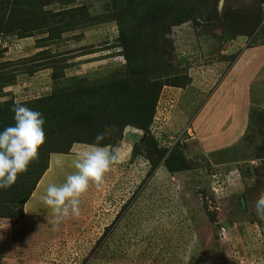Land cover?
<instances>
[{"label": "rangeland", "instance_id": "1", "mask_svg": "<svg viewBox=\"0 0 264 264\" xmlns=\"http://www.w3.org/2000/svg\"><path fill=\"white\" fill-rule=\"evenodd\" d=\"M165 1L171 12H159L154 23L146 20L154 10L136 13L133 0H54L42 8L49 24L22 40L1 37L0 130L13 124L10 109L22 103L43 115L45 142L15 183L0 189V264H264V219L254 209L264 192V0ZM176 6L184 16H176ZM122 37L131 44L121 45ZM7 62L35 72L18 82ZM238 74L247 78L238 83L248 122L227 144L217 133L243 117L241 105L229 103ZM105 82L120 83L136 102L126 106L134 123L121 122L112 132L119 139L107 146L116 163L81 195L78 216L29 219L25 200L49 153L65 151L68 138L51 125L54 111L47 108L59 105L50 106L48 97L64 101L76 84L82 97L91 98L86 90L95 86L107 94ZM154 98L153 110L144 106ZM40 99H47L44 106ZM83 109L75 112L81 123L70 124L73 136L97 128ZM75 145L68 154L75 156ZM65 155L48 184L73 171L74 157Z\"/></svg>", "mask_w": 264, "mask_h": 264}, {"label": "trees", "instance_id": "2", "mask_svg": "<svg viewBox=\"0 0 264 264\" xmlns=\"http://www.w3.org/2000/svg\"><path fill=\"white\" fill-rule=\"evenodd\" d=\"M16 1H18V4H19L18 6L16 4ZM51 1H54V0H15L14 7H13L14 0L11 4V7L8 6L9 1H0V39L1 37H6L9 35H17V38H20V39L24 37H29L31 36L32 31L39 29L42 26V24H49L51 19L47 16V14H45L44 16V14L42 13L43 12L42 8L45 5L49 4ZM164 1L165 0H133V2L136 5L134 8V11L136 13L143 12L145 14H148V12L153 9L154 11L147 17L146 20L152 21L154 23L155 22L160 23L159 20L161 19L162 16L160 15L159 12L163 14V10L165 9L166 12L170 13L171 8H172V7L168 8V6L164 4ZM3 2H6V5ZM165 2L166 4L172 5L173 1L166 0ZM131 5H133V3H131ZM176 7H177L175 8L176 16L177 17L184 16L185 12L182 11L179 8V6H176ZM155 12H158L159 14H155ZM40 13H41V16L40 15L38 16V14ZM71 13H74V12L72 11ZM61 15L63 17V14ZM36 16H38V18H34ZM185 18L183 21H181V24L186 22ZM117 21H118V24L122 25L123 28H126L127 25L125 21L124 22H120L119 20ZM149 25L147 28L143 30V33H147L148 31L150 32ZM119 41L121 45H124L123 42L129 43V45L131 44V41L126 40V38L124 39V37H122ZM131 57L133 60L135 55ZM131 57L128 58L129 60L128 68H130V70H132L131 68H133L130 65ZM11 64L12 63L7 62V65L10 66L9 69L12 72L13 70L14 72L16 71L15 74H17L18 72L19 73L25 72L28 74H32L33 72H35V69L29 68V66L25 68L26 70H28L27 72L26 71L22 72V70H19L16 66H15V69L12 68ZM20 64H23V62ZM8 74H12V73L10 72L4 73L3 77L7 79L9 77ZM53 77L55 76L53 75ZM76 81L78 83H85L86 80L84 78H81V79H76ZM7 84L8 83H6L4 87H6ZM116 84L119 85L120 83L106 84L105 82L104 91L107 94L96 92L97 86L90 87L88 91L86 90V92L88 96H90L91 98H88L87 96L82 97L83 93L82 92L80 93V90H78V86H82V85H77V84L75 85V89H76L75 91L64 95L65 96L64 101L63 100L57 101L58 97L57 95H55V93L54 94L52 93V95L48 97V100H49L48 104L50 106L59 105V107L56 109L47 108L48 110L54 111V114L52 115L53 122H51L52 127L54 128L56 127L55 129L60 128L61 131L56 132V133H61L63 135L68 134L65 136V139L67 136L68 138L64 140L65 141L64 143H62L64 146V149L66 150L65 151L53 150L51 152L49 151L50 152L49 155L50 154H68L71 149V145H74V144H84V145L91 144L93 143L94 136L100 132H106L104 140L101 141V145L104 147H107L108 145L112 144L111 139H113L114 141L119 139L118 134L113 135L112 132L114 131L115 128L118 130L119 129L118 127L122 125L126 126V125H131L134 123L132 119H129L130 117L129 113L133 111L131 107L129 106L134 105L136 102H134L133 92H127L126 90H125L126 92H123L124 89L118 90V86H116ZM10 85L11 84H9L8 86ZM146 90H148V88H146ZM146 90H145L144 95H146ZM148 98H150L149 95H148ZM155 98L154 100L148 99L147 101H145L144 106L146 107L149 103L150 104L149 109L152 108L153 110L154 105H155ZM46 100L40 99L38 102L41 103L42 106H44ZM135 101H138V100H135ZM79 103L82 104V106H80ZM128 104L129 106L126 107ZM78 106L81 107L82 109L83 107L85 108L87 107L86 110L83 109L84 112L82 113H84L85 115L89 114L93 116V117H90L89 122L93 120L94 122H96L95 125H97V128L95 130L89 129L85 131V133L82 134V136L80 137L77 136L78 132L76 133L75 136H73V132H70L71 123L73 125H79L81 121L83 120L82 116L79 113L78 114L75 113L76 111H78ZM261 114H264V112ZM134 115L137 116L135 118L136 122L143 121V120H140L139 115L137 114H134ZM250 120H252V118ZM121 122H122V125H120ZM139 125L143 126L141 124ZM110 127L112 128V131L108 132V129ZM100 129L102 131H99ZM69 134H72V136ZM48 169H49V163L47 162L44 168V171L41 175L42 177ZM41 176L37 179L34 187L32 188V191L30 192V194L28 195L25 201H27L30 198L32 192L35 191L38 182L42 178ZM21 216H23V210L21 212Z\"/></svg>", "mask_w": 264, "mask_h": 264}, {"label": "clouds", "instance_id": "3", "mask_svg": "<svg viewBox=\"0 0 264 264\" xmlns=\"http://www.w3.org/2000/svg\"><path fill=\"white\" fill-rule=\"evenodd\" d=\"M10 110L13 124L0 130V189L3 190L10 188L17 175L26 171L45 142V119L39 111L22 103L13 105ZM105 135L106 132L97 133L93 143L75 154L73 171L62 183H49L44 188L40 199L56 223L69 216H78L81 195L90 183L99 185L104 174L116 163V151L101 145ZM254 209L257 217L264 219V192L255 199Z\"/></svg>", "mask_w": 264, "mask_h": 264}, {"label": "crops", "instance_id": "4", "mask_svg": "<svg viewBox=\"0 0 264 264\" xmlns=\"http://www.w3.org/2000/svg\"><path fill=\"white\" fill-rule=\"evenodd\" d=\"M32 50L33 49L31 48L29 51L31 52ZM251 51L253 52V51H255V49L254 50L252 49ZM255 52H257V51H255ZM256 54L259 56L258 53H256ZM246 56L248 58V56H250V53H246V54L244 53L243 54L242 57L244 60L246 59ZM260 57H262V55ZM261 60H262V58L258 59L257 62L261 63ZM253 71H254V69L252 71L250 70L249 75L247 76L248 80H250L252 78L251 75L253 74ZM233 72H235V69ZM49 73L50 72L47 69L46 74H49ZM22 74L23 73H19L18 82L24 80L25 76L23 77ZM244 77H246V76H244ZM244 77L241 74L236 75L234 80H237V81L235 83L233 82L234 83L233 87L229 89V92H231V97L229 98L230 99L229 103H231L232 106H233V102L235 103V105L237 103H238L237 105H241V107H237V109L243 113V117L240 119L236 117L233 121L230 120L229 121L230 123L228 124V126H226V128L223 130L222 133H217V132L221 131L219 129L217 131H214V134L217 133L218 137L224 138V141H226L227 144H230L234 140L235 137H237V139H238V137L243 134V132L245 131V128L247 126L248 121H247V117H245L247 114L245 112V110L247 108L244 104L245 100L241 101V99H240V98H243V95L241 94V88H240V85L238 83L239 80H242V79L247 80V78H244ZM26 78H27V81H28V79H30L29 77H26ZM237 87H239V88L237 89ZM213 126H214V124H213ZM208 132H209V130H208ZM209 136H210V133H209ZM213 137H215V135ZM212 142H214V141H212ZM85 146L86 145H84V144H76L74 146L75 148L72 149L73 151L72 150L71 151L77 153L78 151L83 150V148ZM62 155H64V154H52L51 155L50 162H49V169L45 172V174L43 175V177L39 181L34 193L32 194V196L30 197V199L26 203L25 208H24V214L29 219H31L30 217H36L37 218V217H41V216H45V215L46 216H48V215L52 216L53 215L51 213V211L42 203L40 196L43 193L44 188L48 185L47 179L49 178V174L51 173V171L53 169V164H56L57 157L62 156ZM65 156H66L65 158H71V157H74V154H67ZM39 191H40V193H38Z\"/></svg>", "mask_w": 264, "mask_h": 264}, {"label": "water", "instance_id": "5", "mask_svg": "<svg viewBox=\"0 0 264 264\" xmlns=\"http://www.w3.org/2000/svg\"><path fill=\"white\" fill-rule=\"evenodd\" d=\"M222 3V0H221V2H220V4Z\"/></svg>", "mask_w": 264, "mask_h": 264}]
</instances>
